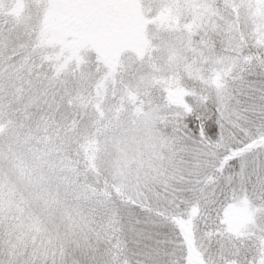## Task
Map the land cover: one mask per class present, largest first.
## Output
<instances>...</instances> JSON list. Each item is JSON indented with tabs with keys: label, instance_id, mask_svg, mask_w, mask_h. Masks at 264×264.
<instances>
[{
	"label": "snow or ice",
	"instance_id": "1",
	"mask_svg": "<svg viewBox=\"0 0 264 264\" xmlns=\"http://www.w3.org/2000/svg\"><path fill=\"white\" fill-rule=\"evenodd\" d=\"M64 4L0 0V264H264V0H134L136 38L92 59ZM13 168L63 229L13 234Z\"/></svg>",
	"mask_w": 264,
	"mask_h": 264
},
{
	"label": "rangeland",
	"instance_id": "2",
	"mask_svg": "<svg viewBox=\"0 0 264 264\" xmlns=\"http://www.w3.org/2000/svg\"><path fill=\"white\" fill-rule=\"evenodd\" d=\"M69 14L79 16L78 25H74L76 19L73 18L72 21ZM137 17L138 8L134 0H111L105 7L91 6L84 0H65L59 16L58 28L66 39L63 40L66 46H70L68 42L73 41L85 49V55L92 59L97 55H109L113 49L134 40L137 35ZM49 52L54 53L55 46L50 48ZM10 172L14 176L16 170ZM20 186L22 184L17 178L13 182L11 180V190L6 189L4 195L5 216L11 217L6 220V224L12 228L14 235H22L27 239L31 235L39 236L49 231L54 233L57 229L66 226L58 223L54 215L49 217L46 213L41 214L39 200L35 202L34 208L25 209L27 193L36 195L42 186L48 189L47 180L36 177L31 183L30 190L23 191L19 188V192ZM30 210L33 212L27 213Z\"/></svg>",
	"mask_w": 264,
	"mask_h": 264
},
{
	"label": "trees",
	"instance_id": "3",
	"mask_svg": "<svg viewBox=\"0 0 264 264\" xmlns=\"http://www.w3.org/2000/svg\"><path fill=\"white\" fill-rule=\"evenodd\" d=\"M77 14H79V11L77 12ZM69 16H71V20L73 21V18H75L76 22L74 25H78V21H79V16L75 17L74 14H69ZM65 29V28H64ZM67 30V29H66ZM63 40H66L63 37ZM70 44V46L80 49L81 47L77 44H75L73 41L68 42ZM10 170H16V173L14 174V176H12V182L15 181V179L17 178L19 180V182L22 184V186L18 187V189L20 188L21 190L25 191V190H30L31 188V183L33 182V180L37 177L41 179V173L39 172V169L37 168H33V173L31 178L27 175L26 172L22 173L20 171V169L18 168H13ZM18 170V172H17ZM31 179V180H30ZM42 180V179H41ZM46 180V179H44ZM19 189V192H20ZM49 189H46L45 186H42L40 191L34 195V193H30L28 192V198H27V202H25V209H30V208H34L35 202L37 200H39L38 204L40 208V213H46L47 216L51 217V216H55V220H58L61 225H67L69 220H68V215H67V209L64 207V205L60 202L57 201H53L52 198L47 194ZM41 203H43V205H41ZM36 211V210H35ZM29 212H33V210L27 211V213ZM62 228V227H61ZM63 229V228H62Z\"/></svg>",
	"mask_w": 264,
	"mask_h": 264
}]
</instances>
